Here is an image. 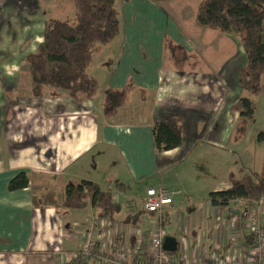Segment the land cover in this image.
Returning <instances> with one entry per match:
<instances>
[{
  "label": "crops",
  "instance_id": "crops-1",
  "mask_svg": "<svg viewBox=\"0 0 264 264\" xmlns=\"http://www.w3.org/2000/svg\"><path fill=\"white\" fill-rule=\"evenodd\" d=\"M161 1H121V33L95 52L89 69L100 92L78 102L63 90L34 96L25 63L44 41L47 20L60 18L52 17V10L58 3L64 7V0L52 3L49 13L41 0H0V264H95L94 256H76L90 239L96 241V253L150 257V232L158 214L146 212L143 200L151 186L173 193L164 227L175 214L188 236L198 235L199 264L243 260L251 253L247 212L255 200L212 204L215 225L201 211L187 217L181 208L193 192L186 163L195 156L204 165L200 157L211 154L214 166L224 167L202 175L195 187L212 192L232 186L233 168H226L219 156L227 155L226 147L238 134L240 112L232 107L244 96L239 74L247 56L238 37L192 22L183 6L180 12L187 17L179 25ZM169 44L178 50L173 62L165 58ZM129 83L133 88L126 103L107 117L104 90ZM174 115L183 123L182 144L159 151L155 119ZM22 172L29 184L11 189ZM83 180L100 185L117 206L102 207L88 197L83 207H67L68 185ZM114 185L124 193L119 202L110 194ZM141 216L151 221L148 228L138 225ZM261 216L264 226V206ZM197 221L208 225L198 232ZM137 245L141 249L136 252ZM190 246L192 241L185 240L184 256L192 255Z\"/></svg>",
  "mask_w": 264,
  "mask_h": 264
},
{
  "label": "trees",
  "instance_id": "trees-1",
  "mask_svg": "<svg viewBox=\"0 0 264 264\" xmlns=\"http://www.w3.org/2000/svg\"><path fill=\"white\" fill-rule=\"evenodd\" d=\"M117 1L72 0L75 22L62 18L47 20L44 41L25 59L34 96H43L47 89L63 90L81 102L99 94L100 83L89 69L95 52L109 46L121 33ZM198 21L207 28L238 37L244 48L247 63L239 74L244 96L232 107L240 112L241 131L244 132L246 123L254 119L256 108L254 101L245 93L257 95L264 90V0H202ZM132 88V83H129L122 88L107 87L104 90L103 110L107 117L114 116L126 103ZM153 131L159 151L182 144L183 123L177 115L155 119ZM229 178L230 188L210 192L213 205L228 206L240 199L251 202L264 196V164L256 176L231 173ZM28 184L29 177L22 172L11 181L10 188ZM119 187L127 188L123 184ZM88 197L102 207L113 210L117 206L100 185L85 180L68 185L65 205L83 207Z\"/></svg>",
  "mask_w": 264,
  "mask_h": 264
},
{
  "label": "rangeland",
  "instance_id": "rangeland-1",
  "mask_svg": "<svg viewBox=\"0 0 264 264\" xmlns=\"http://www.w3.org/2000/svg\"><path fill=\"white\" fill-rule=\"evenodd\" d=\"M56 1L60 2L61 0H41V3L44 6L47 13H49L50 6H52V3ZM121 1L122 0L117 1L118 7L121 6ZM161 2L165 7L171 10L175 21L179 25L183 24L182 22L184 21L183 18L187 17L186 14L188 12L192 13V17H191L192 22L195 20H198V9H199V4L201 0H162ZM58 4L55 6L56 9L51 8V10L53 9L52 11L54 13L52 14V17L57 16V17L66 19L68 21L75 22L76 16L74 13V5L72 1L64 0V7H60ZM182 6L184 10L187 11L186 14H183L180 12L179 7H182ZM119 9H122V7H120ZM190 13H188V16ZM177 51L178 50L175 49V46L173 44H169V48L168 47L165 48V58H169L170 61L173 62L175 60L174 56L176 55ZM210 62L211 60L207 59L206 63L208 65H210ZM245 95L251 97V99L255 103L256 108H255L254 119L249 120L246 123L244 132L241 131V129L243 128V124H241L240 122L241 120L238 121L237 136L233 137L231 141L229 142L230 144L226 147V149L228 150L227 155L219 156V158L223 162V164H228L226 165V168L227 167L230 169L233 168V171H230V174L233 173L237 176H242L244 174H253L254 176H256V174L260 172V169L263 167V164H264V90L263 92L257 95H252L248 92H246ZM207 148L213 149L215 147L208 146ZM212 158L213 156L211 154L200 157L202 161H206L204 165L200 163L199 158L196 156L186 163L187 172H188V168H190V172H191L190 174H192L188 176L187 181H188V184H190L193 192L190 191V194H189L190 199L188 200L187 198L186 204L184 206H181V208H185L184 210H185L187 217L189 213L192 216L196 210L201 211L203 216H205L206 221L211 222L215 225V222H216L215 213H214L215 209L213 208V205L211 202V197H210L211 191L207 188L203 189V188L195 187V185L197 184V181H199V179L201 180L202 175L209 176L212 174L213 171L216 172V171H220L224 169V167L222 166L220 167L214 166V162L211 161ZM192 160H194V162H192ZM180 166L181 165L179 164L178 167ZM170 177L174 181L177 180L175 171H172L170 173ZM229 181H230V178H229ZM131 185H132L131 187L133 188V191L134 190L138 191L134 189L135 188L134 186L136 185H133V184ZM114 189L121 192V199H122L124 196L123 191H121L120 188L116 187V185H114ZM183 195L185 194H180L176 196L182 197ZM137 201L141 203V197L138 198ZM138 202H136V205L138 204ZM189 203L191 204L190 206H189ZM121 204L123 205L122 208L124 210L125 209L124 206L126 205H124V203H121ZM210 208L212 211L209 213L208 210ZM247 219H248V216H247ZM177 220L178 219L176 218V215L173 214L171 216L170 221L168 222L166 226V231H167L166 233H167V236L168 235L177 236L178 239L181 241V247L176 252L166 251V253L169 256L172 264H182L183 262L184 264H191V263L199 264L197 261H199V258H201V255L197 254L199 258L196 257L197 247L199 245V240L197 238L198 235L195 233H192V235L188 236L187 228H185V231H183V229L180 226V223ZM148 221L149 223L151 222L149 219L145 220L143 216L137 218V223L141 227L148 228L149 227ZM207 222L201 223L200 221H197L195 224L196 231L199 232V231L204 230L205 229L204 227H207L208 225L206 224ZM185 240L192 241V246H190V248L193 250V253L191 256H188L189 255L188 253H187V256H184L185 255V249H184ZM202 242H203V239L200 241L199 247L201 249H203L205 246L204 244H201ZM145 245L148 248H150L148 245V242Z\"/></svg>",
  "mask_w": 264,
  "mask_h": 264
},
{
  "label": "built area",
  "instance_id": "built-area-1",
  "mask_svg": "<svg viewBox=\"0 0 264 264\" xmlns=\"http://www.w3.org/2000/svg\"><path fill=\"white\" fill-rule=\"evenodd\" d=\"M111 190L110 194H112L113 199L119 202L121 199V192L113 187ZM143 201L146 212L158 214V218L154 221L153 228L150 232V257L139 258L136 256L133 258L126 256L124 253H96V251H94L96 241L91 239L76 256L79 258L94 256L96 259L95 264H172L166 253L167 250L164 248V241L167 235L164 221L166 209L174 203L173 193L166 190L163 186H151L146 189ZM242 201L244 202L245 200ZM263 206L264 196L259 200H255L247 212L253 231L251 253L243 260L234 261L228 258L227 261H216L212 264H264V226L261 216ZM139 246L140 245H137L135 248L136 252L140 251L141 248Z\"/></svg>",
  "mask_w": 264,
  "mask_h": 264
},
{
  "label": "water",
  "instance_id": "water-1",
  "mask_svg": "<svg viewBox=\"0 0 264 264\" xmlns=\"http://www.w3.org/2000/svg\"><path fill=\"white\" fill-rule=\"evenodd\" d=\"M164 248L171 252H176L179 249V241L176 237L168 235L164 241Z\"/></svg>",
  "mask_w": 264,
  "mask_h": 264
}]
</instances>
